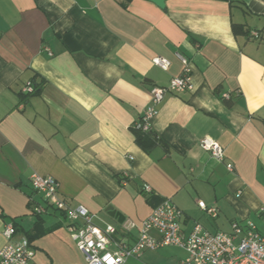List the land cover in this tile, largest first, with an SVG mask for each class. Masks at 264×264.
Wrapping results in <instances>:
<instances>
[{
    "label": "crops",
    "instance_id": "1",
    "mask_svg": "<svg viewBox=\"0 0 264 264\" xmlns=\"http://www.w3.org/2000/svg\"><path fill=\"white\" fill-rule=\"evenodd\" d=\"M177 53L190 62L192 91L165 95L139 144L133 124L149 90L183 74ZM158 57L167 71L153 65ZM205 137L223 161L200 148ZM34 174L53 178L71 208L128 245L138 236L128 223L163 200L181 212L182 237L196 225L230 234L251 222L263 232L264 0H167L163 9L144 0H0V251L12 224L31 264H85L61 212L34 214L45 206ZM186 257L167 246L124 264Z\"/></svg>",
    "mask_w": 264,
    "mask_h": 264
},
{
    "label": "built area",
    "instance_id": "2",
    "mask_svg": "<svg viewBox=\"0 0 264 264\" xmlns=\"http://www.w3.org/2000/svg\"><path fill=\"white\" fill-rule=\"evenodd\" d=\"M252 36L257 38L256 33ZM175 58L183 67L182 76L172 79L167 87H151V102L133 124L134 131L141 134L151 131L150 121L165 95L192 91L189 60L179 53L175 54ZM152 63L163 71L170 67V62L165 58H154ZM32 89V85L28 84L24 92L30 93ZM222 99L229 100L230 95L224 94ZM199 146L214 159L223 161L224 150L214 140L205 137L199 141ZM226 168L228 171L232 170L229 165ZM30 185L36 194L42 195L45 202L44 207L34 209V214H46L49 208L61 212L85 264H124L130 257H139L145 251H155L167 246H175L186 252L187 257L180 264H264V231L259 232L251 222L244 226L234 223L230 234H210L196 225L187 237H182L179 224L181 212L170 200H163L139 225L128 223L126 231L135 229L138 232L135 243L128 245L124 239L116 236L114 227L98 228L93 222L94 216L84 207L71 208L60 198L58 184L53 178L34 174L30 178ZM143 190L151 193L148 186H144ZM198 207L213 218L217 215L215 208H207L203 202H198ZM260 213L264 217V207L260 209ZM151 231H156L159 239L152 238ZM14 233L12 224L4 228L2 234L7 243L0 251V264H31L33 254L30 244L26 240L13 242Z\"/></svg>",
    "mask_w": 264,
    "mask_h": 264
},
{
    "label": "water",
    "instance_id": "3",
    "mask_svg": "<svg viewBox=\"0 0 264 264\" xmlns=\"http://www.w3.org/2000/svg\"><path fill=\"white\" fill-rule=\"evenodd\" d=\"M144 1L150 2V3L154 4L155 6H157L158 8L163 9L165 7V2L167 0H144ZM108 211L111 212V215L113 217L121 219L120 215L115 214L111 208L108 209ZM119 221L121 222V220H119Z\"/></svg>",
    "mask_w": 264,
    "mask_h": 264
},
{
    "label": "trees",
    "instance_id": "4",
    "mask_svg": "<svg viewBox=\"0 0 264 264\" xmlns=\"http://www.w3.org/2000/svg\"><path fill=\"white\" fill-rule=\"evenodd\" d=\"M125 2H127V1H129V0H124ZM136 132V131H135ZM136 134H137V142L140 144V142H141V138L139 137L140 135H143V134H141V133H138V132H136ZM147 134H149V133H147ZM150 146H152V144L150 145Z\"/></svg>",
    "mask_w": 264,
    "mask_h": 264
}]
</instances>
